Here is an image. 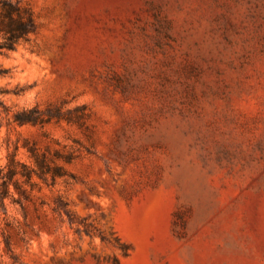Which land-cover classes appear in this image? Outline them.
Segmentation results:
<instances>
[{
  "label": "rangeland",
  "instance_id": "1",
  "mask_svg": "<svg viewBox=\"0 0 264 264\" xmlns=\"http://www.w3.org/2000/svg\"><path fill=\"white\" fill-rule=\"evenodd\" d=\"M13 1L0 264H264V0Z\"/></svg>",
  "mask_w": 264,
  "mask_h": 264
},
{
  "label": "trees",
  "instance_id": "2",
  "mask_svg": "<svg viewBox=\"0 0 264 264\" xmlns=\"http://www.w3.org/2000/svg\"><path fill=\"white\" fill-rule=\"evenodd\" d=\"M36 29V23L33 17L31 9L22 4V2H14L13 0H0V56H7L11 52L15 51L19 45L25 44L30 41V36ZM11 72L8 69H4L0 65V77H8ZM22 90H15L16 94H20ZM10 93L9 90H0V94ZM0 108L2 111H7L5 105L0 100ZM14 122L20 126L33 125V109L23 110L14 115ZM31 158H35L37 163V170H33V167H29L25 164L16 161V158L12 156L9 161V168L5 175L0 176V180H3L0 187L1 199L8 197L7 180L12 179L14 176L20 174L26 179L28 183H31L33 173L38 177L44 178L48 166L45 163L44 158H38L33 154V147L29 148ZM22 167V171H18V167ZM62 169L60 167H54L52 169L53 177L62 175ZM71 221L74 219L69 216Z\"/></svg>",
  "mask_w": 264,
  "mask_h": 264
}]
</instances>
